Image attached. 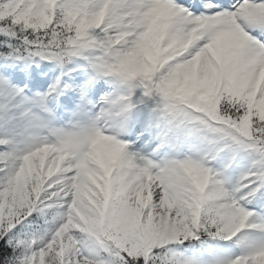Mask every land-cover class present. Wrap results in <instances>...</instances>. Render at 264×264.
<instances>
[{"label": "snow or ice", "instance_id": "obj_1", "mask_svg": "<svg viewBox=\"0 0 264 264\" xmlns=\"http://www.w3.org/2000/svg\"><path fill=\"white\" fill-rule=\"evenodd\" d=\"M0 264H264V0H0Z\"/></svg>", "mask_w": 264, "mask_h": 264}]
</instances>
